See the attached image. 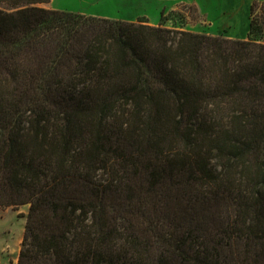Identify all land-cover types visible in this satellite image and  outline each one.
I'll use <instances>...</instances> for the list:
<instances>
[{
  "label": "trees",
  "instance_id": "obj_1",
  "mask_svg": "<svg viewBox=\"0 0 264 264\" xmlns=\"http://www.w3.org/2000/svg\"><path fill=\"white\" fill-rule=\"evenodd\" d=\"M50 1L0 0V208L28 205L16 264H264L258 4L238 39Z\"/></svg>",
  "mask_w": 264,
  "mask_h": 264
},
{
  "label": "rangeland",
  "instance_id": "obj_2",
  "mask_svg": "<svg viewBox=\"0 0 264 264\" xmlns=\"http://www.w3.org/2000/svg\"><path fill=\"white\" fill-rule=\"evenodd\" d=\"M53 1L54 9L105 18L136 21L137 19L146 20L141 16L147 17L148 20L156 16L157 22L160 21L159 24L164 27V22L169 24L187 21L196 23L200 19L199 10L196 11L193 6L183 4V0ZM199 2L203 14H207V18L201 16L203 20L200 21V24L203 30L206 31L205 27L210 28L213 25L214 31L224 32L238 39L248 37L249 8L252 3H257L254 16L263 31L259 35H254V38L264 42V13H262L264 0H199ZM41 6L49 7L50 2L41 4ZM171 28L176 29V27ZM245 36L246 38H244ZM27 210L28 205L0 208V264L17 263Z\"/></svg>",
  "mask_w": 264,
  "mask_h": 264
},
{
  "label": "crops",
  "instance_id": "obj_3",
  "mask_svg": "<svg viewBox=\"0 0 264 264\" xmlns=\"http://www.w3.org/2000/svg\"><path fill=\"white\" fill-rule=\"evenodd\" d=\"M52 1L53 0L50 1V6H49L51 8H53L52 5L54 3V1H53V3H52ZM182 2L185 5L193 6L196 9V11L199 10L198 12H199L200 19L197 20L196 23H192V22H188L187 21V22H182V23H179V22L176 23L175 22L174 24L172 22L171 24H169L168 22H164L165 27H168V28L176 27V29L190 31V32H200V33H203L204 32V33L211 34V35H224V36L229 37V38H235V37H233V36H231L229 34H225L224 32L214 31L213 30V25L210 28L205 27L206 28V31L203 30L201 28V24H200V21L203 20V18L201 16L207 18V14H203L202 9H201V4H200L199 0H183ZM262 4H264V3H262ZM262 13H264V12H262ZM204 15H206V16H204ZM141 17H144V18H146V20H148V18L145 17V16H141ZM156 19H157L156 16H153L151 19L149 18L148 22L151 25H158L160 23V21L157 22ZM247 35H248V32H247ZM246 36L244 38H246Z\"/></svg>",
  "mask_w": 264,
  "mask_h": 264
}]
</instances>
